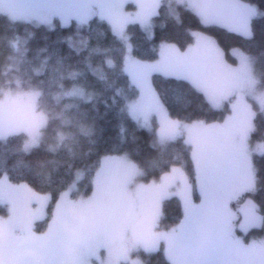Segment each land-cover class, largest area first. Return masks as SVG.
Returning <instances> with one entry per match:
<instances>
[{
	"label": "rangeland",
	"instance_id": "1",
	"mask_svg": "<svg viewBox=\"0 0 264 264\" xmlns=\"http://www.w3.org/2000/svg\"><path fill=\"white\" fill-rule=\"evenodd\" d=\"M162 2L0 0V14L50 27L56 20L66 25L87 23L94 16L106 19L125 43L126 68L139 88L130 104L131 115L156 133L158 145L183 137L191 144L195 162V178L173 166L159 178L144 181L127 155H107L91 195L72 197L84 174L79 170L55 202L43 230L35 224L49 214V194L0 175V264H146L136 253L158 249L172 264H264V234L251 232L262 226V217L250 197L242 198L256 187L254 154L264 153V141H251L256 109L264 112V82L254 72L251 55L234 48L233 64L217 41L200 30L184 51L161 43L156 61H136L127 25L139 22L152 36L153 18ZM175 2L191 8L205 23L245 35L250 34V19L260 14L257 5L241 0ZM25 41L24 35L12 40V66L21 62ZM154 72L191 81L215 108L227 102V116L217 122L171 117L152 85ZM76 92L90 96L84 87L73 86L57 98ZM39 96L36 88L1 91L0 138L24 133L26 150L42 141L48 116L38 108ZM71 105H61L56 114L68 121L64 108ZM220 180L222 184H212ZM171 196L181 200L184 214L166 229L160 225L162 203Z\"/></svg>",
	"mask_w": 264,
	"mask_h": 264
},
{
	"label": "trees",
	"instance_id": "2",
	"mask_svg": "<svg viewBox=\"0 0 264 264\" xmlns=\"http://www.w3.org/2000/svg\"><path fill=\"white\" fill-rule=\"evenodd\" d=\"M255 4L260 14L249 21L250 34L245 35L218 23H205L191 8L175 0H163L153 18V35L139 22H130L127 33L136 61L154 62L159 58V45L171 43L184 51L194 42V32L213 37L223 49L226 59L235 64L232 54L240 48L251 55L253 68L264 82V0H241ZM26 36L25 52L17 67L11 65L12 40ZM69 38L70 41L68 40ZM126 46L110 23L97 16L87 23L71 21L54 26L15 20L0 14V94L3 89L40 90L38 108L47 116L42 141L24 149L26 135L16 133L0 138V175L13 183H25L50 196L49 214L37 221V230L45 229L59 196L76 180L79 170L84 174L72 197L89 196L94 190L98 168L107 155L124 154L140 169V179L159 178L173 166H181L191 178L195 166L191 144L183 137L163 145L155 142L156 133L142 127L131 115L130 104L139 94L125 64ZM151 81L169 115L185 122L222 121L228 114L227 102L215 108L206 95L191 81L159 72ZM73 86L76 92L57 98V94ZM66 106L65 121L56 114ZM255 106H257L255 104ZM251 141H264V112L256 109ZM65 133L64 137H59ZM256 187L242 195L250 197L262 217V226L251 232L264 234V153L254 154ZM184 214L181 200L171 196L163 200L161 226L177 224ZM146 264H172L162 249L140 250Z\"/></svg>",
	"mask_w": 264,
	"mask_h": 264
},
{
	"label": "flooded vegetation",
	"instance_id": "3",
	"mask_svg": "<svg viewBox=\"0 0 264 264\" xmlns=\"http://www.w3.org/2000/svg\"><path fill=\"white\" fill-rule=\"evenodd\" d=\"M221 180H222V179H221ZM221 180H220V181H216V182H214V183H212V184H215V185L222 184Z\"/></svg>",
	"mask_w": 264,
	"mask_h": 264
}]
</instances>
